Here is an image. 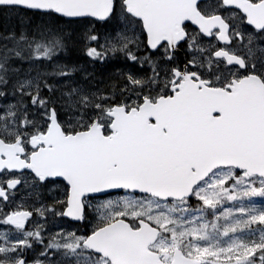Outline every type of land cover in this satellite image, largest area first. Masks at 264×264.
Segmentation results:
<instances>
[{
    "label": "snow or ice",
    "instance_id": "6c2138e0",
    "mask_svg": "<svg viewBox=\"0 0 264 264\" xmlns=\"http://www.w3.org/2000/svg\"><path fill=\"white\" fill-rule=\"evenodd\" d=\"M0 264H264V0H0Z\"/></svg>",
    "mask_w": 264,
    "mask_h": 264
}]
</instances>
